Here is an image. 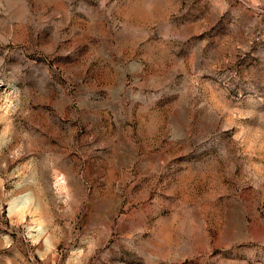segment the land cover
<instances>
[{
    "label": "rangeland",
    "instance_id": "obj_1",
    "mask_svg": "<svg viewBox=\"0 0 264 264\" xmlns=\"http://www.w3.org/2000/svg\"><path fill=\"white\" fill-rule=\"evenodd\" d=\"M0 264H264V0H0Z\"/></svg>",
    "mask_w": 264,
    "mask_h": 264
},
{
    "label": "bare ground",
    "instance_id": "obj_2",
    "mask_svg": "<svg viewBox=\"0 0 264 264\" xmlns=\"http://www.w3.org/2000/svg\"><path fill=\"white\" fill-rule=\"evenodd\" d=\"M18 211V210H17Z\"/></svg>",
    "mask_w": 264,
    "mask_h": 264
}]
</instances>
